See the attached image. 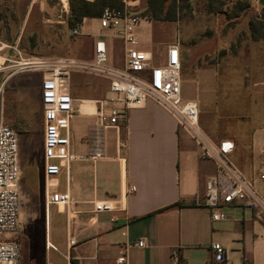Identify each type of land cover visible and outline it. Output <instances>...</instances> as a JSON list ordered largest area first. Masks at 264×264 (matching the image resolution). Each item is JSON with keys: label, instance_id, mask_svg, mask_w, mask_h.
Returning a JSON list of instances; mask_svg holds the SVG:
<instances>
[{"label": "crops", "instance_id": "obj_1", "mask_svg": "<svg viewBox=\"0 0 264 264\" xmlns=\"http://www.w3.org/2000/svg\"><path fill=\"white\" fill-rule=\"evenodd\" d=\"M213 1L208 0L203 7L207 18L227 17ZM255 1L250 0L248 8ZM48 3V0H32L24 11L17 13L14 11L16 0H0L3 16L21 19L7 28V37L0 36V55H11L17 60L24 58L28 47L20 48L18 43L26 42L35 33L34 26L41 17L44 21L40 23L45 25L53 27L58 23L74 28L70 26L69 0H60L61 20L45 17ZM181 3L182 0H175L174 22L181 20L178 17L182 14ZM236 4L237 16L234 18L239 19L248 8L239 1ZM159 22L162 21L141 18L135 27L139 49L152 53L150 48L159 42L152 24ZM79 26L77 37L90 41L89 51L81 55L76 44L69 46L63 56L46 61L93 62L96 43L103 41L106 64L123 66L124 46L116 30L101 26L99 18L86 17ZM148 29H151L150 43L143 47L141 38ZM49 35L53 39L57 33L51 28ZM234 36L229 33L227 38ZM216 37V33L211 37L213 42ZM15 39L17 42H13ZM174 43L179 44L181 56L182 99L197 104L200 127L210 140L234 143L231 161L247 178L254 180L264 198V182L258 179L264 167V64L255 72L257 79L252 82H247L244 66L229 67L228 72L232 75L220 81L215 66L187 69V63L198 56L199 43L193 44L190 36ZM227 48L228 44L220 41L214 45L213 54ZM183 71L187 72L184 80ZM68 91L77 107L71 122L73 147L75 152L87 154L95 135L99 101L114 95L107 78L80 71L72 73ZM77 115L81 116V121L77 120ZM29 132L27 129L19 133L22 204L20 226L14 238L20 244L21 264H118L122 255L127 256L126 264H221L211 252V243L215 241L227 250V260L222 264H264L263 222L211 221L210 210L199 201L203 199L205 183L216 173V167L211 161L200 158L193 138L179 127L170 111L153 100L130 109L125 124L105 130L103 158L72 164L73 203L67 209L57 207L62 218L54 228L50 219L43 243V233L38 226L21 220L23 204L30 199L28 190L39 185L44 177L43 142L32 158L26 146ZM20 136L26 137L25 142H21ZM129 187H134L135 191L129 192ZM107 201L111 202L112 210L98 208ZM38 216H41L39 212ZM140 240L145 241V247L136 246Z\"/></svg>", "mask_w": 264, "mask_h": 264}, {"label": "built area", "instance_id": "obj_2", "mask_svg": "<svg viewBox=\"0 0 264 264\" xmlns=\"http://www.w3.org/2000/svg\"><path fill=\"white\" fill-rule=\"evenodd\" d=\"M118 1L122 4L121 8H105L99 19L101 26L116 30L124 46L122 67L106 64L103 41L96 43L93 62L76 59L30 62L21 57L20 60H14L11 55H0V74L7 69L23 66L44 72L41 101L46 214L52 206L67 209L73 203L70 188L72 164L103 158L105 130L125 124L130 109L153 100L170 111L179 127L193 138L199 148L200 158L211 161L216 167V173L207 179L204 197L199 201L200 205L210 210L211 221L240 219L261 221L264 224L263 196L254 180L247 178L230 159L234 143L230 140H221L219 143L210 140L200 127L197 104L182 99L179 44L168 45L162 61L155 62L151 52L137 47L135 27L141 17L134 9L137 8L138 0ZM72 32L78 36L80 26L74 27ZM12 50L20 54L17 48L12 47ZM74 71L107 78L110 92L114 95L99 101L95 135L87 154L75 152L72 141L71 122L77 107L68 91V83ZM3 87L4 83L0 81V264H21L20 244L14 238L20 226L22 204L19 133L3 118ZM258 179L264 182V167ZM134 191V187H129V192ZM98 208L110 211L113 206L107 201ZM136 246L145 247V241H138ZM210 247L217 262L222 264L227 260V250L223 244L215 241ZM117 263L126 264L127 256L119 257Z\"/></svg>", "mask_w": 264, "mask_h": 264}, {"label": "rangeland", "instance_id": "obj_3", "mask_svg": "<svg viewBox=\"0 0 264 264\" xmlns=\"http://www.w3.org/2000/svg\"><path fill=\"white\" fill-rule=\"evenodd\" d=\"M30 1L32 0H16V8L14 11L21 13ZM35 1L39 2L40 0ZM48 1L49 3L45 6V17L52 16L56 20H61L59 18V16H62L60 0ZM171 1L169 0V2ZM192 1L182 0L180 4L182 6V14L178 16L181 20L176 22L174 20H165L152 24L154 34L159 39V42H155L150 48L154 61H162L168 45L174 43L179 38L190 36L193 44L199 43V50L198 56H194L192 62L187 63V69H190L191 66L200 68L215 66L218 68L216 77L222 81L229 75H232V73L228 72L229 67L244 66L247 82L256 80L258 74L255 72L264 64V38H261L262 40L253 39L249 22L253 18H263L264 16V7L260 4L259 0L252 2L251 8H248L250 6V0H214L215 6L218 4L221 8L220 11L227 14V17L220 16L219 19L207 18V15H205L206 8L203 7L208 0ZM238 1L239 4L244 3L248 9H246L242 16L240 15L239 19H235L234 17L237 16L236 3ZM147 2L148 0H138L137 8L134 9L141 18L150 17L148 14H145ZM18 6L19 8H17ZM42 20L44 21L41 17L39 22L34 26L35 33L26 42L21 41L18 43L20 48L23 45H27L28 47L23 58L25 61L32 60L40 62L63 56V53L68 51L69 46L76 44L79 46L81 55L89 51L90 41L88 39L73 35L72 29L67 26L55 23L51 27L43 24V22L40 23ZM20 21V17L13 16L9 18V16H3L0 13V36L7 37V28H11L14 23H19ZM51 28L57 33L53 39L49 35V29ZM150 30L148 29L147 33L141 38L143 47H147L150 43ZM215 33L218 37L213 42L211 37ZM229 33L230 35L235 34V36L227 38ZM258 33L263 37L264 29H259ZM206 39L210 40L206 41ZM220 41L228 44V48L220 49L217 53L213 54L214 45ZM13 42H17V40L15 39ZM13 59L17 60V58ZM43 73L41 70L23 66L22 68L13 67L7 69L0 74V81L4 83L1 99L3 118L11 127L20 133L27 129L30 131L26 146H28L32 158H34L37 152V147L41 146L43 142V107L41 101ZM186 73L184 71L182 73L183 80L187 76ZM76 118L81 121L80 115H77ZM20 140L21 142H25L26 137L20 136ZM33 173L36 174V169L34 171V168ZM26 180L27 177L24 176V181L26 182ZM25 189L26 187L23 188V190ZM61 189H63V185ZM28 191L30 193V199L23 204L21 220L36 224L38 230L43 233L44 243V235L50 219L52 218L50 225L54 228L58 220L60 222L62 214L57 212L56 206H52L49 218L46 221L44 177L40 180L39 185H34ZM38 212L41 215L40 217L38 216ZM58 261H60V258Z\"/></svg>", "mask_w": 264, "mask_h": 264}, {"label": "trees", "instance_id": "obj_4", "mask_svg": "<svg viewBox=\"0 0 264 264\" xmlns=\"http://www.w3.org/2000/svg\"><path fill=\"white\" fill-rule=\"evenodd\" d=\"M69 3L72 14L71 27H76L86 17L100 18L105 8L122 7L118 0H69ZM176 10L175 0L171 2L169 0H148L145 14H148L150 19L154 21H172L175 19ZM249 25L254 40L264 38L258 33L259 29H264V16L263 18L251 19ZM18 133L20 132L18 131ZM175 206H180V204Z\"/></svg>", "mask_w": 264, "mask_h": 264}, {"label": "water", "instance_id": "obj_5", "mask_svg": "<svg viewBox=\"0 0 264 264\" xmlns=\"http://www.w3.org/2000/svg\"><path fill=\"white\" fill-rule=\"evenodd\" d=\"M259 2L264 7V0H259Z\"/></svg>", "mask_w": 264, "mask_h": 264}, {"label": "bare ground", "instance_id": "obj_6", "mask_svg": "<svg viewBox=\"0 0 264 264\" xmlns=\"http://www.w3.org/2000/svg\"><path fill=\"white\" fill-rule=\"evenodd\" d=\"M28 64V63H27Z\"/></svg>", "mask_w": 264, "mask_h": 264}]
</instances>
